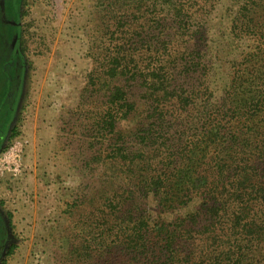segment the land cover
I'll list each match as a JSON object with an SVG mask.
<instances>
[{
    "label": "rangeland",
    "instance_id": "rangeland-1",
    "mask_svg": "<svg viewBox=\"0 0 264 264\" xmlns=\"http://www.w3.org/2000/svg\"><path fill=\"white\" fill-rule=\"evenodd\" d=\"M119 50L126 73L107 85L136 109L112 130L95 76ZM262 96L264 0H0V258L154 264L118 245L111 202L150 208L151 227L193 212L199 194L167 201L188 188L185 173L218 179V148L234 141L243 155L264 124ZM121 148L127 161L112 158ZM142 154L164 179L148 199L135 186Z\"/></svg>",
    "mask_w": 264,
    "mask_h": 264
},
{
    "label": "trees",
    "instance_id": "trees-1",
    "mask_svg": "<svg viewBox=\"0 0 264 264\" xmlns=\"http://www.w3.org/2000/svg\"><path fill=\"white\" fill-rule=\"evenodd\" d=\"M120 53L121 50L106 57L102 75L95 76L105 79L103 84L109 87L104 121L112 130L118 120L128 118L136 109V103L128 99L122 86L107 85L126 73ZM262 97L254 104L257 109L264 108ZM253 128V143L248 138L243 141V155L238 154L233 141L229 147L218 148L221 153H228L227 157L223 153L222 158L218 155L210 157L217 166L218 177L212 184L205 183L200 175L195 179L188 173L183 175L188 188L177 200H168V207H185L193 201V194H199L201 198L193 212L177 218L176 222L157 223L151 227L150 208L147 214L138 216L137 210L126 207L129 200L121 198L116 204L112 201L113 215L118 218L113 219L119 220L118 245L133 250L139 259L146 260L148 255L154 264H264V124L262 130L258 126ZM249 147L252 150L247 154ZM123 150L113 151L112 158L123 155V161H127L129 156ZM141 156L142 166L138 169L142 174L135 186L148 199L151 192L159 195L164 179L155 174L153 162L143 154ZM258 161L263 163L258 164ZM259 167L263 170L260 176ZM136 209L147 210L140 205ZM9 219L12 224V214ZM113 227L114 224L110 230ZM15 248L16 244L9 246L6 255H11ZM182 248L186 250L185 254L180 253ZM73 252L76 256L87 255L88 248L81 245ZM6 263L5 258H0V264Z\"/></svg>",
    "mask_w": 264,
    "mask_h": 264
}]
</instances>
